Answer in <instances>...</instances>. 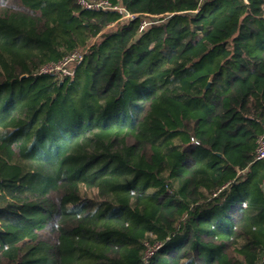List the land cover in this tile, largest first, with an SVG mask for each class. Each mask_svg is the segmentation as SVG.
I'll return each instance as SVG.
<instances>
[{"label": "trees", "instance_id": "trees-1", "mask_svg": "<svg viewBox=\"0 0 264 264\" xmlns=\"http://www.w3.org/2000/svg\"><path fill=\"white\" fill-rule=\"evenodd\" d=\"M106 1L0 0V264H264V0Z\"/></svg>", "mask_w": 264, "mask_h": 264}, {"label": "built area", "instance_id": "built-area-1", "mask_svg": "<svg viewBox=\"0 0 264 264\" xmlns=\"http://www.w3.org/2000/svg\"><path fill=\"white\" fill-rule=\"evenodd\" d=\"M78 6L87 10H108L119 9L118 7H112L106 0H77ZM121 12L122 10L119 9ZM124 17L132 18L131 14L126 13ZM146 22H142L140 29L146 26ZM84 52L75 51L65 56L61 61L57 63H49L43 65L37 72V75H53L57 77L72 76L74 74L76 66L83 60ZM254 161L264 162V133L258 138L257 146L255 149ZM262 190L264 193V178L262 180ZM162 247V244L157 243L152 246H148L144 252L143 263L148 264L152 256Z\"/></svg>", "mask_w": 264, "mask_h": 264}, {"label": "rangeland", "instance_id": "rangeland-1", "mask_svg": "<svg viewBox=\"0 0 264 264\" xmlns=\"http://www.w3.org/2000/svg\"><path fill=\"white\" fill-rule=\"evenodd\" d=\"M149 21H150L149 19H146V20H145V22H146L147 24H148Z\"/></svg>", "mask_w": 264, "mask_h": 264}]
</instances>
